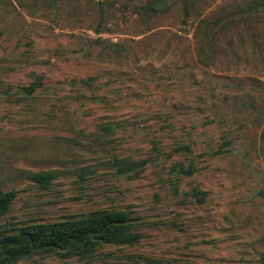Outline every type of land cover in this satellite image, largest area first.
I'll return each mask as SVG.
<instances>
[{"label": "rangeland", "instance_id": "374dc122", "mask_svg": "<svg viewBox=\"0 0 264 264\" xmlns=\"http://www.w3.org/2000/svg\"><path fill=\"white\" fill-rule=\"evenodd\" d=\"M0 192V242L127 218L0 264H263L264 0H0Z\"/></svg>", "mask_w": 264, "mask_h": 264}, {"label": "trees", "instance_id": "16d2710c", "mask_svg": "<svg viewBox=\"0 0 264 264\" xmlns=\"http://www.w3.org/2000/svg\"><path fill=\"white\" fill-rule=\"evenodd\" d=\"M190 4H184V16L188 15ZM155 12L153 6L146 8ZM50 174H38L34 176L37 181H47ZM14 192H0V213L4 212L12 200ZM127 222L125 213L112 212L89 218L87 221L68 225L65 229L38 228L32 232L19 234H4L0 245L20 246L24 254L43 249H57L75 241H87L91 236L99 241L110 242L114 239L120 228ZM264 264V258L262 259Z\"/></svg>", "mask_w": 264, "mask_h": 264}]
</instances>
